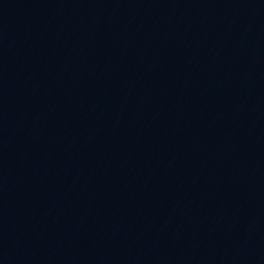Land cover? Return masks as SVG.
Segmentation results:
<instances>
[{
    "label": "water",
    "instance_id": "95a60500",
    "mask_svg": "<svg viewBox=\"0 0 264 264\" xmlns=\"http://www.w3.org/2000/svg\"><path fill=\"white\" fill-rule=\"evenodd\" d=\"M0 264H264V0H0Z\"/></svg>",
    "mask_w": 264,
    "mask_h": 264
}]
</instances>
